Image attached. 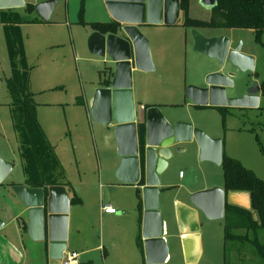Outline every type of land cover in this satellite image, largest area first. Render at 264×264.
<instances>
[{
	"label": "rangeland",
	"instance_id": "374dc122",
	"mask_svg": "<svg viewBox=\"0 0 264 264\" xmlns=\"http://www.w3.org/2000/svg\"><path fill=\"white\" fill-rule=\"evenodd\" d=\"M42 1L46 0H25V3L34 7ZM52 1V13L46 22L36 11H29L26 7L0 10V159L15 166L6 179L8 182L25 179L24 162L19 154L20 141L12 121V98L7 86L20 73L27 77L28 93L37 104V121L45 137H51L53 143H60L58 151L66 175L77 181L76 160H80L85 163L87 177L103 183L99 179L103 154L98 150V144L101 140L108 146L107 154L116 156V149H111L115 146L114 135L111 136L106 127L93 122L85 107L77 104L78 98L82 99L91 92L94 94L99 82L108 77L106 59L93 55L87 45L95 32L89 21L98 19L101 13L95 8L96 0H88L93 4L86 11L84 0L85 24H80L81 0ZM188 14L190 18L203 22L209 21L210 17L209 10L200 4V0H189ZM182 22L183 15H180L173 27L148 29L142 33L148 42L153 70L132 74V93L136 101L142 107L156 106L166 119L189 123L211 139L220 140L224 155L238 160L264 180V93L259 90L257 94V108L230 107L224 111L212 107L196 108L185 97L188 86L203 85L208 75L203 76L205 69L230 75L232 86L226 88L227 98L243 96L255 82L260 86L264 82V36L259 43L248 29L196 30L204 37H226L232 47L241 43V54L254 61L253 71L241 72L229 62L221 65L195 52L194 29H185ZM256 135L262 143V152L255 140ZM181 144L187 145L174 148V157L168 164L171 167L168 166L163 173V182L171 187L160 191L159 208L170 210L175 192L186 183L201 186L206 178L217 186L224 185L219 165L199 161L198 147L194 143ZM74 145L77 146L76 154ZM179 149L181 151L177 152ZM179 172L184 176L183 181L178 179ZM107 195L102 193L104 201ZM87 210L70 204L68 217L71 214L72 226L67 229V242L87 249L102 243L106 251L115 256L118 250L111 231L117 228L115 220L106 219L102 224L97 217L92 219ZM200 223L204 238L200 264H223L224 221L202 217ZM231 250L226 261L241 263L242 260L233 259L234 250ZM91 257L93 264H102V251L94 250Z\"/></svg>",
	"mask_w": 264,
	"mask_h": 264
},
{
	"label": "water",
	"instance_id": "95a60500",
	"mask_svg": "<svg viewBox=\"0 0 264 264\" xmlns=\"http://www.w3.org/2000/svg\"><path fill=\"white\" fill-rule=\"evenodd\" d=\"M116 24L114 32H93L87 45L93 55L107 61L108 77L100 81L90 107L92 121L114 135L118 165L115 176L122 182L138 186L142 205L141 236L147 264H163L168 256L164 240L163 217L159 211L160 179L173 159L174 148L184 142L198 147V159L221 165L222 145L191 124L166 119L158 107H136L132 93V68L140 72L153 70L145 27L174 26L180 16L179 0H103ZM53 1L34 6L46 22ZM208 10L216 0H200ZM26 6L25 0H0V10ZM194 51L224 65L229 62L237 71H253L252 58L241 54V43L232 47L226 37L206 38L193 30ZM232 86L230 75L213 72L201 87L188 86L185 97L194 107L257 108L259 84L256 82L239 98H227ZM181 150H177L180 152ZM176 152V153H177ZM14 169V164L0 159V184ZM140 184V185H139ZM12 191L26 209L30 238L35 231L46 230L50 243L49 264L59 263L66 249L70 198L62 185L43 188L13 186ZM224 191L213 188L189 196L190 206L176 203V215L182 240L199 228L198 214L208 220L224 216ZM42 235V234H41ZM183 235H186L184 237ZM44 237V236H43ZM43 237L41 240H43Z\"/></svg>",
	"mask_w": 264,
	"mask_h": 264
},
{
	"label": "crops",
	"instance_id": "0c3cea01",
	"mask_svg": "<svg viewBox=\"0 0 264 264\" xmlns=\"http://www.w3.org/2000/svg\"><path fill=\"white\" fill-rule=\"evenodd\" d=\"M92 4L93 1L90 4V2L86 0V11H88ZM94 4H96L95 8L98 13L100 12L101 14L98 19L89 21L90 23H114L106 8L104 7L105 5L103 0H96ZM84 14L85 13H83V15ZM180 15H182L181 12ZM164 27L173 26H149L143 28L141 32L143 33L145 31H148V29L150 30L154 28ZM92 31L94 30L92 29ZM211 70L212 69H205L203 76L212 73ZM135 71L136 70L132 68V74H134ZM92 100L93 93L91 92L88 95L86 94L81 99V103H79V106L85 107V109L90 114ZM133 100L136 107H142L136 101L134 95ZM149 107L156 106H147L145 108ZM196 108L203 109L208 107ZM46 138L50 145L54 148L55 155L62 169L64 168V176L63 178H59L58 182L66 183L68 185V188L67 186L64 187L66 188L70 199L73 196L79 199V203H74V205L87 208V211L91 215L92 219L97 217L100 223L102 221V224L106 219L108 221L115 220V223L117 224V228L111 230L113 236L116 238L114 244L117 245L116 250H118L115 253V256L109 254L106 251L105 247L101 245L102 243L92 249H87L86 247L82 248L76 247L75 245L71 246L69 241L66 242V249L63 251V253L65 251H76L80 254V264H85L87 262H89V264H93L91 253L94 250L102 251V264H147L143 247V239L141 236L143 210L140 201L141 197L138 191V186L122 183L116 178L115 172L118 165V158H116V156L112 157L107 154V144L105 145L103 142H101V140L100 144H98V150L103 154V165L99 166V179H102L103 183H100V181L97 182L96 180L92 181L91 179H89L87 177L85 163L82 164L80 160H76L78 176L77 181H74L69 175H66L64 171V161L58 151V144H60L59 141H55L58 143H53L54 141H52L51 137ZM186 145L187 144H179L175 148L184 147ZM95 146H97V144H95ZM111 149L115 151L116 145L112 146ZM73 150L76 154V145L73 146ZM170 167L171 166H169V168ZM162 176L163 174L159 176V179L161 180V185L159 186L160 191L169 189L171 187L163 182ZM6 179L2 184H0V264H49L50 243L47 240L46 230H44V232L42 233L39 230L35 231L32 234V239L30 238L29 228L27 225L26 209L12 191L13 186H27L25 184V179L19 182H8ZM178 179L181 181H183L184 179V176L181 174V172H179ZM213 188H219L224 191V185L217 186V184L211 181V179H203V183L201 184V186L194 185V183H186L183 187L180 186L179 189L175 192V197L172 200L170 210L164 207H158L163 217V237L168 246V256L163 264H190V261L193 259V255L196 252V239L200 241V250H198L197 252V262L192 264H200V259L204 254V238L201 230L202 224L200 223V221L202 217L204 218V216L201 213L198 214L199 228L197 232L191 233L190 238L182 240V235L180 234L177 222L176 203H181L183 205L191 207L189 202V196L191 194ZM93 190H95V192H93ZM103 192H106L108 194L105 198V201L103 200L102 196ZM136 201L138 202L137 205ZM224 203L239 206L244 209H249V194L246 192H225ZM103 206H111L112 208L115 207L116 213L107 214L103 212ZM134 206H136V208ZM138 209L140 211H138ZM67 224V229L69 228L70 230L72 226L71 214L68 217ZM239 232L244 233V231H238V233ZM42 237L43 240H41ZM101 242L103 241L101 240ZM233 255V259L237 260V257L235 256L236 253H234ZM174 259H177V261Z\"/></svg>",
	"mask_w": 264,
	"mask_h": 264
},
{
	"label": "trees",
	"instance_id": "16d2710c",
	"mask_svg": "<svg viewBox=\"0 0 264 264\" xmlns=\"http://www.w3.org/2000/svg\"><path fill=\"white\" fill-rule=\"evenodd\" d=\"M84 0H81L79 23L83 21ZM180 12L183 15L182 27L185 29L226 28L248 29L253 32L256 42L261 43L264 36V0H216V6L210 11L207 22L189 17V0H179ZM33 11L32 5L25 6ZM94 31L100 33L114 32L115 23H90ZM107 72V71H105ZM104 73V71H103ZM104 80V79H103ZM27 77L20 73L11 79L7 86L12 98L13 127L20 141L19 154L23 160L25 184L31 188H47L55 185L67 186L59 183L63 178V169L40 128L36 116V103L28 93ZM264 93V82L259 86ZM81 103L78 98L77 104ZM226 108H220L224 111ZM255 140L263 151L258 136ZM222 169L225 192H247L250 199V208L224 205V239L223 264H234L226 261L228 252L232 249L236 259L242 260L237 264H264V180L258 178L251 170L245 168L238 160L230 158L224 153L220 165ZM12 185V184H10ZM71 204L79 203V199L72 197ZM237 231H244L238 233ZM231 250V251H232Z\"/></svg>",
	"mask_w": 264,
	"mask_h": 264
},
{
	"label": "built area",
	"instance_id": "2783aa9c",
	"mask_svg": "<svg viewBox=\"0 0 264 264\" xmlns=\"http://www.w3.org/2000/svg\"><path fill=\"white\" fill-rule=\"evenodd\" d=\"M102 211L107 214L116 213V210L111 206H103ZM60 264H80V254L74 251H65L60 260Z\"/></svg>",
	"mask_w": 264,
	"mask_h": 264
},
{
	"label": "bare ground",
	"instance_id": "6f19581e",
	"mask_svg": "<svg viewBox=\"0 0 264 264\" xmlns=\"http://www.w3.org/2000/svg\"><path fill=\"white\" fill-rule=\"evenodd\" d=\"M183 236L186 237V235H183ZM195 241H196V252L193 255V259L190 261V264L196 263L198 260L197 252L198 250H200V241L198 239H196Z\"/></svg>",
	"mask_w": 264,
	"mask_h": 264
}]
</instances>
